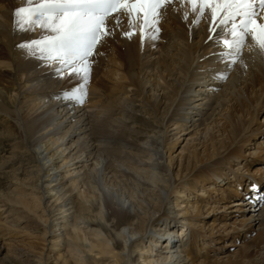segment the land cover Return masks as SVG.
Listing matches in <instances>:
<instances>
[{
  "label": "bare ground",
  "instance_id": "1",
  "mask_svg": "<svg viewBox=\"0 0 264 264\" xmlns=\"http://www.w3.org/2000/svg\"><path fill=\"white\" fill-rule=\"evenodd\" d=\"M24 2L0 0V139L15 141L0 163V237L24 228L32 199L43 246L0 264H90V253L104 264H251L250 242L235 243L258 227L264 250V55L251 38L229 70L210 19L184 20L181 0L164 10L158 39L123 37L125 19L98 46L78 104L61 95L76 81L17 47L43 34L14 30ZM232 162L263 164L244 177Z\"/></svg>",
  "mask_w": 264,
  "mask_h": 264
},
{
  "label": "snow or ice",
  "instance_id": "2",
  "mask_svg": "<svg viewBox=\"0 0 264 264\" xmlns=\"http://www.w3.org/2000/svg\"><path fill=\"white\" fill-rule=\"evenodd\" d=\"M175 0H25L14 11V30H42L38 39L17 45L29 56H38L55 64L58 77H68L76 83L62 91V97L83 104L91 79L93 64L101 55L98 46L114 35L126 19L127 30L122 36L132 39H158L164 10ZM185 6L183 19L190 14L198 24L210 19L208 40L223 46L218 55L227 60L228 69L240 60L248 39L264 55V0H181ZM218 30L226 32L220 35ZM217 35H213V34ZM219 36V38H217ZM242 62V61H241ZM221 73L218 79H226ZM255 188V185H252ZM264 200V195L258 196Z\"/></svg>",
  "mask_w": 264,
  "mask_h": 264
},
{
  "label": "rangeland",
  "instance_id": "3",
  "mask_svg": "<svg viewBox=\"0 0 264 264\" xmlns=\"http://www.w3.org/2000/svg\"><path fill=\"white\" fill-rule=\"evenodd\" d=\"M263 119H264V110L261 112V117H260V119H259V121L257 123L263 121ZM172 136L173 135H171V137ZM10 143H12V144H10ZM184 143H185V141L179 142V145L176 146L177 148L175 147L176 148L175 153L179 152V150L182 148ZM14 144H15L14 140H8L7 141V140L0 139V163L2 162L3 159H5V158L7 159V158H10L12 156L13 152H11V151H13V148L15 146ZM250 145L251 146H249V147H254L255 143H252ZM170 150H172L171 146H170ZM172 151H174V150H172ZM18 163H16V165H15L16 168H17V166H19L21 164V163H19V164ZM27 163H28V161H24V163H23L24 164L23 165L24 169L29 168V165H27ZM231 164L234 166V170L233 171L239 172L244 177H250V176L255 177V176H257V174L254 171L259 166H262L261 164H263V163H261V162L253 163L251 165H248V166L245 165V166H242V167L241 166H236L237 164L234 163V162H232ZM3 176L4 175L0 171V190L1 191H5L6 190L7 182H8V179L6 177H3ZM20 178L22 179V176ZM260 192H261V190H260ZM234 199H239V198L236 197ZM226 202L227 201H225V203ZM26 203H30V205H28L27 208H31V211H30L31 213H29V215L27 217V220H25L24 223L21 224L22 227H24V228H20L21 230H19V231L13 230V231H15L14 234L9 235L8 237H3V239L0 237V256H2L4 254H7V255L11 254L12 257L15 258V259H18L20 261L21 260L28 261L26 259L32 258L34 256L33 253L39 252V250H41V248L43 246L42 244L41 245L39 244L40 243L39 242V238H37L35 236L36 234L40 235V232H37L38 226H39V229H40V221L38 220V217H36V214L40 215L41 213L38 210H36V207L32 204V199L31 200L30 199L26 200ZM33 211H35V213H33ZM64 214H67V213H64ZM20 231H22V232H20ZM2 232H7V231H6V229L3 228ZM258 233H259L258 227H255L254 230L252 229V230H249L248 232L245 233V239H243L242 242L240 241V238L238 236L235 238L236 239L235 243H242L243 244V243H246V242H250V244L252 245L251 247L254 249V252L257 255H255L252 258L253 260L251 261V264H264V259L262 258L264 256V253L260 254L261 252H264V250L259 248V247H256L254 245L256 241H259V240H256L257 239L256 236H257ZM92 237L94 239L96 238V237H94L92 235H90V236L87 235L88 239H87V242L85 243L86 247L89 246L88 242H90V239ZM4 238H8V239L5 240ZM7 241L11 242V244L9 245V244H5L4 243V242H7ZM218 246H220V244H217V243L214 244L213 250H212V252H210V254H211L210 258L214 259L215 256H212V255L220 254V252H221L220 248H216ZM231 248H233V250H234V248H236V246H233ZM88 257H89L90 264H93L95 261L99 262L100 264L101 263L104 264L107 261V259H105V258L102 259V256L100 257V256H97V255H94V253H90ZM218 264H222V263L220 262Z\"/></svg>",
  "mask_w": 264,
  "mask_h": 264
}]
</instances>
